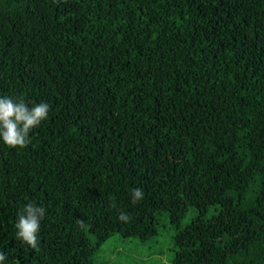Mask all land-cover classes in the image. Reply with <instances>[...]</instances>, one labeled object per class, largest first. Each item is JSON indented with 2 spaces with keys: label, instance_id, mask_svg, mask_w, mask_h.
Wrapping results in <instances>:
<instances>
[{
  "label": "trees",
  "instance_id": "obj_1",
  "mask_svg": "<svg viewBox=\"0 0 264 264\" xmlns=\"http://www.w3.org/2000/svg\"><path fill=\"white\" fill-rule=\"evenodd\" d=\"M2 96L50 110L0 141V264H108L163 219L162 264H264V0H0Z\"/></svg>",
  "mask_w": 264,
  "mask_h": 264
},
{
  "label": "clouds",
  "instance_id": "obj_2",
  "mask_svg": "<svg viewBox=\"0 0 264 264\" xmlns=\"http://www.w3.org/2000/svg\"><path fill=\"white\" fill-rule=\"evenodd\" d=\"M50 106L45 102L32 104L30 107L23 98L13 99L10 96L0 97V141L5 145L15 147H26L30 143L29 133L38 127L42 121L47 120ZM144 193L140 188L132 190L131 202L138 203L143 199ZM115 203L112 207H115ZM45 208L35 203H28L18 214L15 224L16 237L22 240L32 249L39 251L40 222L45 216ZM118 219L129 222L130 217L120 212ZM81 227L83 224L81 223ZM6 259L0 252V262Z\"/></svg>",
  "mask_w": 264,
  "mask_h": 264
},
{
  "label": "rangeland",
  "instance_id": "obj_3",
  "mask_svg": "<svg viewBox=\"0 0 264 264\" xmlns=\"http://www.w3.org/2000/svg\"><path fill=\"white\" fill-rule=\"evenodd\" d=\"M171 233L173 231L164 219L161 220L158 234L145 242L134 237H121L116 233L101 245V257L108 264H162L173 253Z\"/></svg>",
  "mask_w": 264,
  "mask_h": 264
}]
</instances>
